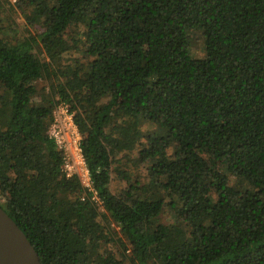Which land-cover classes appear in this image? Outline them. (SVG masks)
I'll return each mask as SVG.
<instances>
[{"label": "trees", "instance_id": "16d2710c", "mask_svg": "<svg viewBox=\"0 0 264 264\" xmlns=\"http://www.w3.org/2000/svg\"><path fill=\"white\" fill-rule=\"evenodd\" d=\"M2 2L0 206L41 264H264V0H17L15 34Z\"/></svg>", "mask_w": 264, "mask_h": 264}, {"label": "built area", "instance_id": "2783aa9c", "mask_svg": "<svg viewBox=\"0 0 264 264\" xmlns=\"http://www.w3.org/2000/svg\"><path fill=\"white\" fill-rule=\"evenodd\" d=\"M61 106V107H60ZM53 113L47 135L63 152L62 170L68 179L76 178L90 192H94L91 176L82 151L83 136L74 120L70 106L60 104Z\"/></svg>", "mask_w": 264, "mask_h": 264}, {"label": "water", "instance_id": "95a60500", "mask_svg": "<svg viewBox=\"0 0 264 264\" xmlns=\"http://www.w3.org/2000/svg\"><path fill=\"white\" fill-rule=\"evenodd\" d=\"M0 264H41L34 246L1 206Z\"/></svg>", "mask_w": 264, "mask_h": 264}, {"label": "rangeland", "instance_id": "374dc122", "mask_svg": "<svg viewBox=\"0 0 264 264\" xmlns=\"http://www.w3.org/2000/svg\"><path fill=\"white\" fill-rule=\"evenodd\" d=\"M9 1L11 2V4L9 5H7L6 2H2V6H1L2 20L4 27L8 29L11 33L15 34L16 31L12 30L13 27L12 23H16L17 27L19 28V31H23L25 21H24V17L22 16V11L18 7L17 0H9ZM200 37H201L200 35L195 34V37L191 41V49L193 55L197 57H204L205 56L204 44L203 41L200 39ZM72 57H77V56L71 55L70 60L72 59ZM112 184H113L112 185L113 191L116 192V194H118L119 191L123 188L121 187L120 184H117L115 182H112ZM98 204L101 206L100 202H98ZM161 222L168 225L174 223L175 219L173 218L172 214L167 210L162 215ZM106 250L112 251L111 246L102 245L101 253H106Z\"/></svg>", "mask_w": 264, "mask_h": 264}]
</instances>
